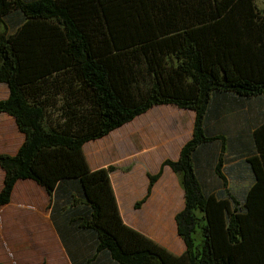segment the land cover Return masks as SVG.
<instances>
[{
	"label": "trees",
	"instance_id": "16d2710c",
	"mask_svg": "<svg viewBox=\"0 0 264 264\" xmlns=\"http://www.w3.org/2000/svg\"><path fill=\"white\" fill-rule=\"evenodd\" d=\"M0 83V112L24 135L15 154L0 153V207L17 180L42 186L72 264H97L101 254L103 264H264V116L252 127L251 180L238 197L222 181L206 185L199 153L216 140L239 142L236 131L205 128L221 107L264 95L256 0H0ZM163 104L195 114L178 158L161 163L184 194L181 254L123 222L114 166L90 169L82 149ZM159 175H148L147 195ZM90 237L92 255L76 260L75 240Z\"/></svg>",
	"mask_w": 264,
	"mask_h": 264
},
{
	"label": "rangeland",
	"instance_id": "374dc122",
	"mask_svg": "<svg viewBox=\"0 0 264 264\" xmlns=\"http://www.w3.org/2000/svg\"><path fill=\"white\" fill-rule=\"evenodd\" d=\"M256 5L258 8L264 9V0H256ZM5 95L6 85L0 84V98ZM226 102L231 104L230 101ZM220 110L222 111L221 117H213L207 121L208 125L205 128L212 135L220 133L217 130L220 128L225 129L231 135L236 131L234 134L239 133L236 138L239 142L236 143L234 140L231 143H228L229 141L222 143L223 141L216 140L202 145L199 153L207 159L202 158L200 161L201 171H206L205 174L202 173V177L206 185L222 181L221 189H228L233 196L238 197L251 180L245 157L254 153L250 137L252 127L257 123L260 124L264 116V95L242 100L239 108H231V105L226 104ZM133 120L110 133L101 141L131 142L140 146L142 150H147L152 144L154 147L164 148V143L169 147L176 148L175 153H177L193 132L194 113L173 105H161L151 108L144 116ZM163 139L166 140L162 142ZM164 158L171 159L169 156ZM219 158L222 161L220 172L225 177L224 179L220 178L215 170ZM130 167L127 166L125 169ZM164 167L160 165L158 178ZM148 175L154 174L147 173V177ZM35 184L37 183L35 182ZM37 185L41 189L29 186L28 191H23L24 196L16 192L10 203L1 208L0 237L2 236V240H5L3 246L0 245V263L2 264H57L56 255H41L43 248L50 250L49 243H43L40 238V226L41 222L42 225L46 222L44 210L49 202L46 205L47 201L44 202L45 190L39 184ZM149 194L150 192L144 197L147 198ZM31 217H35V219L31 220ZM9 235L14 237L13 244L9 241ZM4 247L7 249L5 250ZM9 248H13L12 255H7L10 252L7 251ZM51 253L53 252L51 251ZM100 262L106 263L105 256L100 255Z\"/></svg>",
	"mask_w": 264,
	"mask_h": 264
},
{
	"label": "crops",
	"instance_id": "0c3cea01",
	"mask_svg": "<svg viewBox=\"0 0 264 264\" xmlns=\"http://www.w3.org/2000/svg\"><path fill=\"white\" fill-rule=\"evenodd\" d=\"M6 96L7 87L6 95L0 99ZM156 106L161 105H155L151 108ZM147 111L133 119L136 120L138 117L144 116ZM120 127L112 130L103 137L87 141L83 144L82 149L87 164L90 169L109 165L114 166L115 168L109 173V178L123 222L129 227L136 229L158 242L172 253L181 254L185 249V245L177 233L175 215L184 207V194L178 177L168 166L163 168L161 176L152 185L149 196L145 198L138 207L135 206V203L140 201L147 192V173L155 174L166 156H169L171 159H177L181 147L177 153H175L176 148L169 147L164 143V148H157L152 144L147 150H142L140 146L131 142L122 143L117 140L101 141ZM23 139L24 135L18 130L14 118L6 113L0 112V153L15 154L18 147L23 142ZM165 140L166 139H163L162 142ZM127 166L131 167L125 169ZM3 178L4 171L0 167V190L3 184ZM29 186H34L35 188L39 187L34 181L29 179L17 180L13 186L9 202L2 205L0 211L1 208L6 207L10 203L16 192L24 196L22 193L23 191H28ZM44 196V202L47 201L46 205H48L49 196L45 191ZM44 211L46 222L44 225H42L41 222L40 238L43 243H49V248L53 253H51L48 248H43L41 250V255H56L57 264H72L69 254L63 244L65 240L63 241L61 238L55 223L51 219L50 208L45 206ZM34 219L35 217H31V220ZM9 237L10 243L13 244L12 240H14V237L10 235ZM89 239H91L89 243L85 240L82 241V238H79L78 242L75 240L74 255L76 256H74V258L76 260L78 255H92L94 242L92 241V237ZM4 241L5 240H2L1 236L0 245L3 246ZM87 244H89L90 247ZM4 249L6 250L7 248L4 247ZM12 250L13 248H9L7 251L10 252H8L7 255H12ZM94 262L103 264L100 262V255ZM108 264L112 263L108 261Z\"/></svg>",
	"mask_w": 264,
	"mask_h": 264
}]
</instances>
